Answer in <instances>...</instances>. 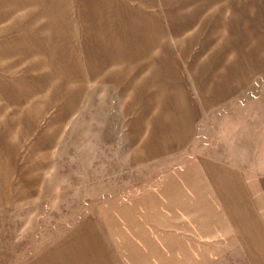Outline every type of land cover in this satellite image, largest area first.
<instances>
[{
	"label": "rangeland",
	"instance_id": "rangeland-1",
	"mask_svg": "<svg viewBox=\"0 0 264 264\" xmlns=\"http://www.w3.org/2000/svg\"><path fill=\"white\" fill-rule=\"evenodd\" d=\"M0 264H264V0H0Z\"/></svg>",
	"mask_w": 264,
	"mask_h": 264
}]
</instances>
